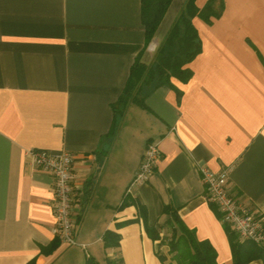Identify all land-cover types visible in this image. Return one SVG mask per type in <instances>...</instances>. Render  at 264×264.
Instances as JSON below:
<instances>
[{"label": "crops", "instance_id": "crops-1", "mask_svg": "<svg viewBox=\"0 0 264 264\" xmlns=\"http://www.w3.org/2000/svg\"><path fill=\"white\" fill-rule=\"evenodd\" d=\"M184 2L171 1L146 43L140 0H0V264H175L160 242L164 206L232 264L231 230L199 168L227 169L232 196L264 215V0H224L211 23L195 16L202 48L187 82L113 111ZM148 143L159 159L131 185ZM31 148L73 155V246L55 240L53 178L29 163ZM106 231L117 247L105 248Z\"/></svg>", "mask_w": 264, "mask_h": 264}, {"label": "trees", "instance_id": "trees-1", "mask_svg": "<svg viewBox=\"0 0 264 264\" xmlns=\"http://www.w3.org/2000/svg\"><path fill=\"white\" fill-rule=\"evenodd\" d=\"M172 0H140L141 22L145 30L146 43L153 38L155 31L170 7ZM197 0H185L181 10L169 27L165 37L160 42L151 65H144L135 61L130 69L126 84L113 105L114 113L122 112L130 102L143 106L144 96L155 88L167 85L173 87L171 78L187 82L191 71L187 65L201 52V40L192 19L196 16L207 23L212 18H218L224 8V0H206L203 7L196 5ZM178 91V90H177ZM179 92V91H178ZM124 205V204H123ZM163 213L167 214L163 227L169 235L160 239L169 247L171 260L175 264H218L214 248L205 240H198L177 216V212L164 206ZM78 219H76L77 221ZM104 246L117 247L119 236L106 231L103 234ZM232 264H246L253 260L264 262V245H258L250 240H240L234 232L228 231ZM153 239H159L154 233ZM58 241L57 239H55ZM161 260L164 257L159 255ZM105 264H122L120 258L106 256ZM85 264H100L94 258H88Z\"/></svg>", "mask_w": 264, "mask_h": 264}, {"label": "built area", "instance_id": "built-area-1", "mask_svg": "<svg viewBox=\"0 0 264 264\" xmlns=\"http://www.w3.org/2000/svg\"><path fill=\"white\" fill-rule=\"evenodd\" d=\"M29 163L53 178V234L59 243L76 244V219L73 217L75 198V174L73 155L65 150L53 151L31 148L26 150ZM160 151L156 143H148L139 168L131 185L142 184L150 177L159 159ZM205 187V198L218 210L221 222L227 224L240 240H250L264 245V215L249 208L241 199L229 191L228 170L213 172L205 167L199 168Z\"/></svg>", "mask_w": 264, "mask_h": 264}, {"label": "rangeland", "instance_id": "rangeland-1", "mask_svg": "<svg viewBox=\"0 0 264 264\" xmlns=\"http://www.w3.org/2000/svg\"><path fill=\"white\" fill-rule=\"evenodd\" d=\"M102 264H105V262L103 261Z\"/></svg>", "mask_w": 264, "mask_h": 264}]
</instances>
